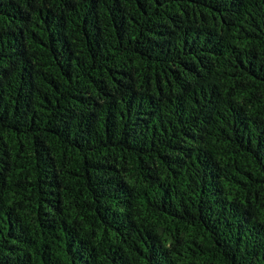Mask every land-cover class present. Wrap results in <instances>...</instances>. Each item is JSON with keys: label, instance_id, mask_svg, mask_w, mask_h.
<instances>
[{"label": "trees", "instance_id": "trees-1", "mask_svg": "<svg viewBox=\"0 0 264 264\" xmlns=\"http://www.w3.org/2000/svg\"><path fill=\"white\" fill-rule=\"evenodd\" d=\"M0 264H264V0H0Z\"/></svg>", "mask_w": 264, "mask_h": 264}]
</instances>
